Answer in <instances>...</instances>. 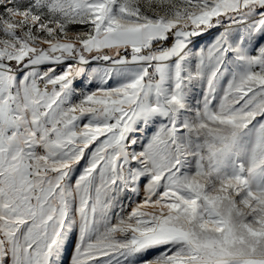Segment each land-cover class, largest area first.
Returning <instances> with one entry per match:
<instances>
[{
	"label": "snow or ice",
	"instance_id": "obj_1",
	"mask_svg": "<svg viewBox=\"0 0 264 264\" xmlns=\"http://www.w3.org/2000/svg\"><path fill=\"white\" fill-rule=\"evenodd\" d=\"M0 264H264V0H0Z\"/></svg>",
	"mask_w": 264,
	"mask_h": 264
}]
</instances>
